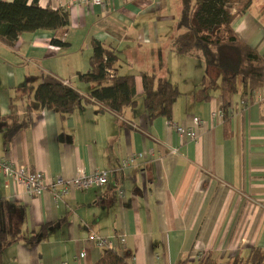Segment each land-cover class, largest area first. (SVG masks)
Returning a JSON list of instances; mask_svg holds the SVG:
<instances>
[{"label":"crops","instance_id":"obj_1","mask_svg":"<svg viewBox=\"0 0 264 264\" xmlns=\"http://www.w3.org/2000/svg\"><path fill=\"white\" fill-rule=\"evenodd\" d=\"M34 1L63 9L59 0L28 3ZM177 1L72 5L64 9L70 20L65 30L23 33L13 46L0 42V116L10 113V103L19 119L30 107V124L8 144L0 121V158L38 169L46 181L108 171L105 185L73 187L60 197L50 190L29 195L0 173V228L13 240L0 264H92L102 251L88 240L92 233L124 235L132 264H177L182 258L196 264L202 254L222 262L264 248V97L261 89L241 96L239 85L227 137L222 114L211 118L221 102L220 72L171 48ZM231 27L264 56V0H251ZM55 37L67 44H52ZM95 41L116 49V74L134 75L136 104L119 113L90 98L97 83L77 79L89 68ZM173 66L176 75L167 70ZM141 71L177 86L171 119L147 118ZM47 72L82 95L64 117L33 98ZM193 117L202 120L195 140L166 123L187 126ZM131 154L140 156L124 164ZM37 232L38 241L29 244L25 238Z\"/></svg>","mask_w":264,"mask_h":264},{"label":"trees","instance_id":"obj_2","mask_svg":"<svg viewBox=\"0 0 264 264\" xmlns=\"http://www.w3.org/2000/svg\"><path fill=\"white\" fill-rule=\"evenodd\" d=\"M250 3L251 0H180V11L171 41V48L176 53L202 59L207 65L219 70V110L227 137L231 134L230 105L239 85L241 96L248 97L264 86V56L242 40L231 27L232 21L243 14ZM69 23L66 10L44 8L37 1L28 3V0H0V42L7 46H13L23 33L65 30ZM51 43L60 46L67 44L57 37L52 38ZM117 59L114 47L95 41L89 57V68L84 72H77L79 81L98 84L90 91V98L100 103L104 109L115 113H119L125 106L136 104L134 75L116 74L114 63ZM140 75L147 118L171 119L173 102L180 94L177 86L154 73L141 71ZM33 98L42 107L55 109L64 117L74 109L82 95L76 88L47 72L36 86ZM9 108L8 115L0 116V121H4L5 144L11 141L18 130L30 124V107L26 108L21 119L15 113V104L10 103ZM45 227L42 226V236H45ZM25 240L29 244L37 242L38 232ZM12 241L0 228V256L5 246ZM187 263V258L177 262ZM92 264H132L131 253L125 249L103 248L99 258ZM196 264H264V248L251 247L246 254L222 262L213 254H202Z\"/></svg>","mask_w":264,"mask_h":264},{"label":"built area","instance_id":"obj_3","mask_svg":"<svg viewBox=\"0 0 264 264\" xmlns=\"http://www.w3.org/2000/svg\"><path fill=\"white\" fill-rule=\"evenodd\" d=\"M60 7L68 8L72 5L74 6H100L103 4L104 0H59ZM111 72V71H110ZM259 96L264 97V89H261ZM244 107L247 106L246 100H241ZM221 111L215 110L211 113V118L214 119L216 116H221ZM167 125L174 128L179 134L184 135L190 140H195L196 131L195 127L202 123V120L198 117L192 118L191 125H183L170 120H167ZM140 154H131L125 157L123 163H132ZM0 173L5 177L9 178L14 184L23 185L29 195H40L45 190H50L54 193L56 197L63 196L67 194L71 188L76 187L80 189H89L93 187H98L105 185L108 181V171L105 170H94L92 173L82 172L74 178H64L57 176L50 181L44 179L43 173L38 170H30V168L23 163L13 161L11 159L1 157L0 158ZM122 195V191H119ZM93 244L99 248H112V249H124L123 245L125 243L124 235H111L103 236L98 234H90L88 236ZM120 243V246L118 245ZM79 257L84 256V252L78 254Z\"/></svg>","mask_w":264,"mask_h":264},{"label":"rangeland","instance_id":"obj_4","mask_svg":"<svg viewBox=\"0 0 264 264\" xmlns=\"http://www.w3.org/2000/svg\"><path fill=\"white\" fill-rule=\"evenodd\" d=\"M176 4H177L176 6L178 7V12H179V11H180V0H178V1L176 2ZM201 60H202V59H201ZM203 64H205V63H203ZM206 66H207V65H206ZM208 66H209V65H208ZM174 68H175V66L172 67V70H171L170 68H169L170 70H169V69H167V70H168V72H169L170 74H171V72H172L173 74L176 75L177 71H173ZM209 68H211L212 72H214V73L217 72V71L219 72V70L216 69V68H214V67L209 66ZM207 78H209V76H207Z\"/></svg>","mask_w":264,"mask_h":264}]
</instances>
